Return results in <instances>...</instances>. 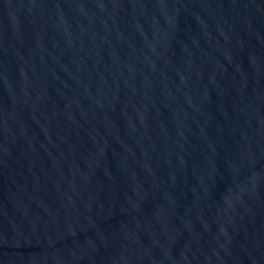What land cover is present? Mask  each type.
<instances>
[{
	"label": "water",
	"instance_id": "obj_1",
	"mask_svg": "<svg viewBox=\"0 0 264 264\" xmlns=\"http://www.w3.org/2000/svg\"><path fill=\"white\" fill-rule=\"evenodd\" d=\"M0 264H264V0H0Z\"/></svg>",
	"mask_w": 264,
	"mask_h": 264
}]
</instances>
